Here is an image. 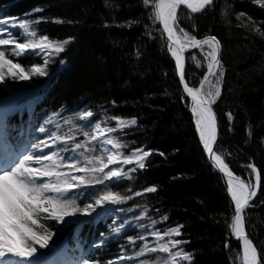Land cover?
Segmentation results:
<instances>
[{
	"label": "trees",
	"instance_id": "1",
	"mask_svg": "<svg viewBox=\"0 0 264 264\" xmlns=\"http://www.w3.org/2000/svg\"><path fill=\"white\" fill-rule=\"evenodd\" d=\"M155 2L148 0L146 6L144 0H0V19L17 24L22 19L38 21L31 26L37 39L43 34L69 40L63 53L47 57V76L22 81L6 75L0 81V117L7 116L8 142L18 150L28 147L26 153L35 155L50 151L35 145L51 143V134L61 137L54 150L73 149L75 143L88 141L82 133H91L87 125L95 122L115 129L106 136L126 146L116 149L121 158L136 149L152 153L143 169L135 163L118 164L128 173L118 182L97 184L94 181L104 174L90 173L86 179L93 183L73 193H80L81 206L104 191L119 193L123 202L100 205L90 216L66 218L74 221L66 226L41 218L53 233L49 247L38 248L42 256L64 243L73 251L79 242L78 257L90 264H166L168 254L137 253L144 244L156 246L154 230L182 226L179 236L166 237L187 242L173 252L183 249L192 260L179 264H242V241L230 230L235 202L227 178L210 162L200 140L171 42L155 19ZM177 20L190 36H215L221 42V95L213 104L221 123L216 152L251 183L255 176L247 165L261 172V186L244 213V226L264 264V0H214L200 13L180 7ZM186 49V76L193 88H199L208 75L207 60L199 49ZM208 50L205 45L204 52ZM6 55L26 71L42 63L37 55ZM211 78L216 84V77ZM86 111L94 113L90 121L82 119ZM111 117L137 123L121 129ZM88 148L92 151L77 150L76 158L83 159L79 152L88 158L106 156L104 149L114 146L98 139ZM153 186L157 191H145ZM121 225L119 233L113 231Z\"/></svg>",
	"mask_w": 264,
	"mask_h": 264
},
{
	"label": "snow or ice",
	"instance_id": "2",
	"mask_svg": "<svg viewBox=\"0 0 264 264\" xmlns=\"http://www.w3.org/2000/svg\"><path fill=\"white\" fill-rule=\"evenodd\" d=\"M213 2L214 0H156L154 4L155 19L162 23L163 30L167 33V39L171 41L169 49L171 55L175 57L181 81L185 79L183 53L186 48L199 49L207 60L208 75L203 78L205 83L208 82L209 76L216 77L214 90L210 88L205 93L203 91L204 83H201L199 88H193L185 82L184 91L191 98L193 105L191 111L195 117V125L204 149L214 162L215 167L227 176L231 200L235 202V214L230 230L238 240L242 241V264H261L257 249L245 232L243 215L245 209L251 206L252 198L257 195L256 190L261 186V172L254 165H247L255 176L254 183H248L245 179L235 176L229 169V165L225 163L224 158L213 150V145L217 140V123L212 105L221 95L219 85L223 78L221 42L215 36H208L204 39H197L194 35L190 36L188 32L179 28L177 20V9L182 5L190 9L192 13H200L205 8L212 6ZM144 3L148 6V0H144ZM35 11H40V9ZM34 23L38 24V21L22 19L17 24L14 20L0 19V81H3L6 75L22 81L29 80L33 76L48 75L49 58H44L42 63L33 64L26 71L21 63H14L13 59H9L6 51L10 52L14 58L24 57L25 59L36 55L51 57L53 54L65 51L69 40H52L43 34H40L37 39L38 32L31 28ZM178 28L180 35L177 34ZM205 45L209 49L206 52H204ZM191 59L196 62L197 66H201L195 55H192ZM93 116L92 111H86L82 114V119L90 121ZM111 119L117 121L121 129L137 123L136 119L125 120L119 117H111ZM87 126L93 129L91 133L88 131L82 133L88 138V141L75 143L73 149L54 150L56 142L61 140V137L50 134L51 143L42 141L35 145L37 149L48 148L49 152L40 151L35 155L25 153L18 159L0 160V264H44L41 260L43 253H38V248H48L53 233L40 223L41 218L55 220L66 226L74 222L72 219L66 218H76L78 214L90 216L100 205L123 202L125 197L119 193L104 191L94 202H86L81 206L77 202L80 193L77 195H73V193H76L82 186L93 183L92 180L86 179L88 174L103 173V177L94 181V183L103 184L105 180L118 182L128 176V173L124 172L122 168L109 167L110 165L135 163L140 169L145 168V159L152 153L143 149H136L130 155L122 158L117 151L108 148L104 149L107 153L106 156L88 158L84 152H79V157L83 159L76 158L77 150L87 148L92 151L91 148H88V143L98 139L106 145L114 146L115 149L126 147L105 135V133H112L114 128L104 129L101 127V123L95 122H90ZM41 131L43 132L45 129H41ZM61 152L71 154L65 156L61 155ZM96 162L99 167L96 166ZM105 169L108 171L105 172ZM136 170V168L131 169L133 172ZM145 191L155 192L157 189L153 186ZM164 219L166 220L167 217ZM122 227L123 225L113 231L119 233ZM181 228L182 226H177L164 232L154 230L151 235L157 242L156 246L150 247L148 244H144L137 255H142L144 252L160 251L168 254L166 264H179L180 261L190 262L192 260L191 253H186L183 249L173 252L174 248H179L182 243H187L186 241L166 239L172 235L179 236ZM129 239L135 242L134 238L130 237ZM119 259L123 260L124 257L121 256ZM79 264H90V261L82 259Z\"/></svg>",
	"mask_w": 264,
	"mask_h": 264
},
{
	"label": "water",
	"instance_id": "3",
	"mask_svg": "<svg viewBox=\"0 0 264 264\" xmlns=\"http://www.w3.org/2000/svg\"><path fill=\"white\" fill-rule=\"evenodd\" d=\"M181 7H186V6H181ZM206 9V8H205ZM204 9V10H205ZM203 11V10H202ZM201 11V12H202ZM160 23V25H161V27H162V29H163V25H162V23L161 22H159ZM164 31V30H163ZM165 33V35L167 36V33L166 32H164ZM178 34V33H177ZM179 35V34H178ZM171 42V41H170ZM183 55H184V63H185V79H184V81H181V83H182V85H183V88H184V83L185 82H187L188 84H189V82H188V79H187V76H186V74H187V67H188V54H187V49H185L184 50V53H183ZM189 87H192L190 84H189ZM212 109H213V112L215 113V115H216V123H217V140H216V143L213 145V150H214V152H216V149H217V145H218V142H219V139H220V136H221V123H220V118H219V114H218V112H217V110H216V108H215V106L214 105H212ZM216 154H217V152H216ZM208 156H209V154H208ZM209 160H210V162L214 165V162L210 159V157H209ZM226 163V162H225ZM215 166V165H214ZM216 168V167H215ZM217 169V168H216ZM229 169L233 172V174L235 175V176H239L240 178H242V179H245L246 180V182H248V183H251L248 179H246V178H244L243 176H241V175H239V174H237L230 166H229ZM218 171H219V169H217ZM220 172V171H219ZM220 173H222V172H220ZM226 178H227V176L224 174V173H222ZM252 200H253V198H252ZM252 200L250 201V205L252 204ZM249 208V207H248ZM248 208H246L245 209V211L248 209ZM245 211H244V213H245ZM244 213H243V215H244ZM246 232V231H245ZM246 234L248 235V233L246 232ZM249 236V235H248ZM236 238V237H235ZM237 239V238H236ZM249 239H251V237L249 236ZM252 240V239H251ZM252 242H253V246L254 247H256V249H257V255H258V259L261 261V254H260V251H259V249H258V247H257V245L255 244V242L252 240Z\"/></svg>",
	"mask_w": 264,
	"mask_h": 264
},
{
	"label": "rangeland",
	"instance_id": "4",
	"mask_svg": "<svg viewBox=\"0 0 264 264\" xmlns=\"http://www.w3.org/2000/svg\"><path fill=\"white\" fill-rule=\"evenodd\" d=\"M42 59H44V58H42ZM13 62L16 63L15 61H13ZM203 83H204L203 91L205 93H207L210 88L212 90H214L215 84H214L213 79L211 78V76L208 77V82L207 83H205V82H203ZM105 135H107V133H105ZM3 141L6 142V140H4V138L2 136V140H0V150H1L2 147H3V149H4V147L8 148L7 143L4 144ZM106 146H108V145H106ZM112 151H117V150L115 148H113ZM118 153L120 154V152H118ZM14 156H17V154H12V159H18V158L14 157ZM0 160H1V158H0ZM109 167H113L114 168L115 165H110ZM69 259H70V256L68 254L65 256V255H62V253L59 251V253L56 256H54L50 261L44 262V264H70L71 261Z\"/></svg>",
	"mask_w": 264,
	"mask_h": 264
}]
</instances>
